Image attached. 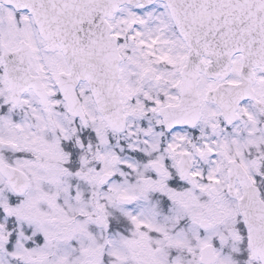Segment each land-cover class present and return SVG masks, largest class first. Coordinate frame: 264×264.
I'll return each instance as SVG.
<instances>
[{"label": "snow or ice", "instance_id": "1", "mask_svg": "<svg viewBox=\"0 0 264 264\" xmlns=\"http://www.w3.org/2000/svg\"><path fill=\"white\" fill-rule=\"evenodd\" d=\"M0 264H264V0H0Z\"/></svg>", "mask_w": 264, "mask_h": 264}]
</instances>
